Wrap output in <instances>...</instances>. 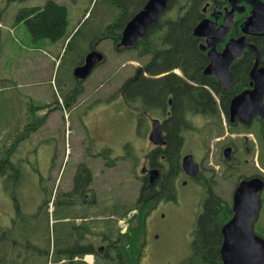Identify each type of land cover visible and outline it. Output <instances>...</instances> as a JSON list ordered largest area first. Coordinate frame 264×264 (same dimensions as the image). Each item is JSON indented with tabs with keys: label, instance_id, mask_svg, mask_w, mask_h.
Returning <instances> with one entry per match:
<instances>
[{
	"label": "rangeland",
	"instance_id": "rangeland-1",
	"mask_svg": "<svg viewBox=\"0 0 264 264\" xmlns=\"http://www.w3.org/2000/svg\"><path fill=\"white\" fill-rule=\"evenodd\" d=\"M56 1L67 7L68 32L72 36L70 44H67L69 39L64 45L62 41L50 39L33 43L23 21L17 19L21 8L43 4L45 0H0V80H3L0 84V148H6L11 137L25 132L28 124L34 126L46 115L39 127L30 129L28 135L16 143L10 156L19 171L17 179L0 176V227L7 229L14 220L15 239L27 237L43 249L48 245L47 236L53 237L59 231V221L50 222L49 226L43 218L41 222L36 221L38 211L43 210L40 209L45 195L43 188L48 189L47 192L63 189L76 164L89 161L82 153L86 143L92 150L105 146L116 156L113 168H107L102 160L92 168V183L100 190L99 200L107 203L111 197L113 203H124L126 207L133 206L139 192L140 179L136 176V169L140 167L141 155L147 147L136 114L139 107L134 103L136 110L131 109L120 94H111L107 90L116 88L134 72L135 67L147 60L148 55H140L136 48L118 51L111 37L100 40L98 48L104 52V61L84 79V90L75 94L69 105L64 99V91L71 85L67 80L72 81V67L87 50L89 42L117 18L118 25L123 24L129 13L121 15L118 6L107 0ZM134 8L135 5L129 6L130 10ZM173 13L165 10L163 15L172 16ZM86 88L88 91L85 93ZM91 131L101 143L93 138ZM187 148H191L190 143ZM122 153L129 158H122L119 155ZM258 157L263 162L262 155ZM129 159L134 162L131 164ZM232 185V179L220 181L219 191L229 201ZM13 187L14 194L11 195ZM195 190L194 183L180 185L178 201L161 203L157 212L146 219L144 242L150 255H159L154 257L155 264H163L167 257L176 259L190 253L193 235L186 231L195 224ZM50 209L47 211L51 213L54 204L51 203ZM162 212H166L164 221H161ZM107 215L99 214L89 226H99L102 232L108 231V226L103 227L104 220H108ZM49 217L52 221V214ZM115 219H112L113 231L119 227ZM255 228H264V204L254 222ZM23 254L21 245L13 252L16 257L13 264L46 262L45 258L36 257L33 252Z\"/></svg>",
	"mask_w": 264,
	"mask_h": 264
},
{
	"label": "flooded vegetation",
	"instance_id": "flooded-vegetation-1",
	"mask_svg": "<svg viewBox=\"0 0 264 264\" xmlns=\"http://www.w3.org/2000/svg\"><path fill=\"white\" fill-rule=\"evenodd\" d=\"M124 1L126 2L125 5H135L137 10H139L147 0ZM195 1H197L195 9L196 17L195 23L191 28V34L194 38H190V41L194 44V48L197 49L198 64L189 70L179 65L168 71L152 73L150 70L144 69V64L150 59V54H142L144 57L148 55L147 60L143 64L135 67L134 72L126 76L116 88L107 89L111 94H120L128 102L131 109L134 107V103H136L137 108L139 107L136 114L139 116V124L144 134L140 133L144 137L147 147L141 155V165L136 169V176L140 179V187L135 202L140 200V203H142L141 210L143 212L144 227L140 232L136 231L138 235H133V229L130 225L121 233H118L117 229L115 231L112 230L115 227L112 222V219L115 218V213H110V211L115 210L116 205L119 203H113L111 197H108L107 203L99 200L101 197L100 190L92 181L86 189L84 187L78 188L75 179H80L79 182L83 180V174H77L76 170L77 165L81 163L80 161L76 164L75 170L70 172L72 176L69 181L61 189L60 200L63 217L61 219H54L52 217V221H50H61L60 223L62 224L61 247L59 249L61 251V259L57 263L155 264L154 257L159 255H150L148 253L150 251L148 249L149 247L147 248L144 242V237L146 236V219L157 212L161 203L168 204L177 202L178 188L180 185L186 186L194 183L197 187V191L195 190L197 209H195L193 216V221L196 223L199 213L211 197L216 196L225 199L219 191L221 180H233V185L230 190L231 196H229L230 201L228 200L231 203V207L234 191L242 180L258 177L264 182V122L258 113H254L249 123H245L238 115L232 116L230 112L233 97L241 91L251 89L254 86L249 73L255 62L256 52L247 47H243L229 63L232 79L233 74H241L246 70L244 68V51L248 50L254 54L253 62L247 72L249 81L241 89H239L241 85H238L236 89L231 90V80L226 88L218 80L216 71L212 73L205 71L211 62L209 52L222 53L232 40H236L244 34L242 28L246 17L251 12V4L249 0H238L234 4L230 3L229 0ZM190 6L191 2L189 3V1L182 3L181 0H173L175 17L177 18L185 13ZM233 7L235 8L231 13L229 28L222 35L219 28L225 25L226 20H228L229 11ZM164 11L160 13L159 19L150 24L148 28L162 19ZM203 19L211 21V25H214V27L210 33L195 35L193 33L194 27ZM219 36H223V38H218ZM99 37L100 34H97L89 42L87 50H85L83 55L73 65L71 73L72 81L67 80L68 85L70 82L71 85L66 87L64 91L66 96L70 95L74 97L75 94L84 90L82 86L84 79H76L73 75V69L75 66L82 64L86 54L93 49H97L104 54L103 50L98 48L100 40L103 39ZM143 37L138 38L136 43L131 47L119 45L120 38L117 40L112 39L115 49L119 51L125 48L137 49L140 42L145 40ZM244 39L247 43L253 44L256 47L259 55L258 66L259 68L263 67L264 29L250 31L245 34ZM170 72L177 74L183 80L182 83L177 85L178 87L174 88L177 94V98L175 99L174 94L170 91L166 93L165 97L164 94L166 91H164L163 97L157 101V99L152 98L145 100L140 95H137L139 98L131 94L127 96L126 89H122L126 81L156 80ZM99 85H102V83ZM87 91L88 89L86 88L85 93ZM262 101L264 103V95ZM133 110L136 109L133 108ZM155 120H158L160 123L163 143H154L150 139V133ZM168 129H172L170 135L171 141L172 138L176 139L174 148L169 146L170 142L167 137ZM91 133L93 134V138L99 141L96 138L97 135L95 132L91 131ZM81 140L83 141V138ZM99 142L101 143V141ZM187 143L191 144V148H187ZM82 153L89 159L87 165L91 171L98 160H102L107 168H113L112 164L116 156L105 146L97 150H92L90 144L86 143ZM187 154L193 156V160L197 165L194 174L187 173L183 168L182 158ZM259 154L262 155L263 162L259 159ZM119 155L124 159L129 158L124 153ZM123 155L127 157H123ZM247 156L250 157L251 162ZM129 160L131 164L132 161L134 162L133 159ZM153 169L157 170V177L151 181L150 171ZM133 172L132 170L131 174ZM93 178L92 173V180ZM58 194L57 189L52 191L50 205L51 203L53 204V201L57 200ZM258 194L262 206L264 204V186ZM123 204L120 203V212L128 208ZM71 207L76 209H72ZM138 212L140 211L137 208L129 209V217L134 220ZM71 213L72 215H70ZM104 213L108 214V231L104 230L102 232L99 226H89V223L93 219L97 218L99 214ZM162 213L164 215H162L161 221H164L166 219V212ZM193 229L194 227L187 229L186 233L192 234ZM128 238H135L138 242H128L126 240ZM122 239H125V242H122ZM16 241L18 249L21 245H36L35 242L31 243L27 237L24 238L23 236L17 238ZM53 242L54 237H51L50 250H47L50 256L49 264H54L51 260V255L54 251ZM72 251H76L77 254L70 258ZM30 252L38 256L42 255V252L46 253V250L33 251L31 248H24V254L22 256L29 255ZM88 257H90V260H88ZM184 257L185 255H179L176 259L167 257L162 262L163 264H181Z\"/></svg>",
	"mask_w": 264,
	"mask_h": 264
},
{
	"label": "trees",
	"instance_id": "trees-1",
	"mask_svg": "<svg viewBox=\"0 0 264 264\" xmlns=\"http://www.w3.org/2000/svg\"><path fill=\"white\" fill-rule=\"evenodd\" d=\"M107 1L111 4H114L115 6H118L119 10L121 11V15L129 13L127 20L137 10L136 8L130 10L129 6L125 5L126 2L124 0ZM188 1L189 3L191 2V6L185 13L177 18L175 17V13H173L172 16L163 15L162 19L158 23L148 28L146 35L143 37L145 40L141 41L139 47L137 48L140 55L150 54V59L144 64V69H148L152 73H160L162 71H168L179 65L189 70L198 64L199 58L197 49L194 48V44L190 41V38H194V36L191 34V28L195 23V9L197 1L181 0L182 3H187ZM166 10H171L174 12L173 0L168 1V7ZM17 19L23 21L26 30L29 33L30 41L33 43H41L44 39H50L53 41H66L69 39L67 44H70V39L72 36H70L71 32H68L67 7L64 4L58 3L56 0H45V2L40 5L23 7L20 9ZM117 22L118 18L115 21L110 22L105 30L102 33H99V38L111 37L114 40L119 39L125 22L121 25H118ZM253 59L254 54L248 50H245L244 68L246 70L241 74L232 75L231 90L236 89L238 85H241L239 89L247 85L249 81L247 72L253 62ZM182 81L183 80L181 77L170 72L156 80H137L133 82L126 81V83L122 86V89H126L127 96H130L131 94L136 96V98H139L137 95H140L145 100L152 98L157 99V101L163 97L164 91H166L164 97L166 96V93L170 91L174 94L175 99L177 98V94L174 88L178 87L177 85L182 83ZM1 82H3V80H0V84ZM64 99L65 104L69 105L70 100H72L73 97L68 95L65 96ZM134 107L136 108V106ZM44 116L46 117V115ZM45 117L41 119L40 122H36L34 126H30L28 124L25 132L16 133V135L11 137V142L6 148H0V176H3L4 178L14 177V179H17L19 171L16 167V164L11 161L10 156L15 150L16 143H19L26 135H28L30 129H36L39 123L45 121ZM171 132L172 129H168L167 137L170 142L169 146L174 148L176 139L172 138L171 141ZM78 173L83 174V180L82 182H79L80 179L77 180L76 178L75 183L78 185V188L84 187L86 189L92 181V171L86 163H80L77 167V174ZM47 190L48 189L43 188L45 195L40 204V209L43 208V210L38 211L39 215L36 216V221L41 222V218H43L46 220L47 226H49L50 214H52L54 219H61L63 214L60 200L61 190L58 191L59 194L57 200L53 201L55 208L51 213L47 210L49 208V203L51 202L52 190H49V192H47ZM13 194L14 187L11 190V195ZM120 207L121 205H116V209L110 211V213H115L116 219L128 214L129 209L137 208L140 211L137 213L134 220L131 218L129 219L130 227L133 229V235H135L137 230L140 232L144 227L143 212L141 210L142 203H140V200L134 202L133 206L126 208L122 212L119 211ZM45 211L48 214L45 213ZM231 216L232 207L228 200L221 199L220 197L216 196L213 198L211 197L205 203L203 210L198 215L192 233L193 239L191 241V251L181 261V264H221L219 251L223 239L221 228ZM60 222L61 221H59V231L57 235L53 236L54 251L51 255V260L54 264H60L57 262L61 259V251H59V249L61 247L62 224ZM14 225L15 221L13 220L12 224L7 229L0 227V264H13L16 259V257L13 255V252L18 249V245L14 236ZM107 226V220H104L103 227ZM255 231L256 233L264 236V228H260L258 230L255 228ZM117 232L119 233V227L117 228ZM126 240L128 242H138V240L135 238H128ZM121 241L125 242V239H122ZM47 242L48 245L46 249H43L39 245H25L23 247L31 248L33 251L46 250V253L42 252V255H38L36 257L45 258L46 262L44 264H49L50 256L47 250L49 251L50 248V236H47ZM76 254V251H72L70 258ZM20 264L27 263L26 261H23ZM69 264L77 263L70 262Z\"/></svg>",
	"mask_w": 264,
	"mask_h": 264
},
{
	"label": "water",
	"instance_id": "water-1",
	"mask_svg": "<svg viewBox=\"0 0 264 264\" xmlns=\"http://www.w3.org/2000/svg\"><path fill=\"white\" fill-rule=\"evenodd\" d=\"M238 0H229L234 4ZM251 12L246 17L242 32L244 33L236 40H232L222 53L209 52L211 62L205 70L208 73L216 71L218 80L225 85L231 80L229 70L230 61L240 52V49L247 47L256 52V58L251 67L249 76L254 84L253 88L245 89L233 97L230 105L231 115L238 117L245 123H249L251 116L258 113L264 122V66L259 68V55L253 44L245 41V34L250 31H259L264 29V1L249 0ZM168 0H147L145 4L137 10L133 16L125 23L120 33L119 45L124 47L133 46L138 38L143 37L150 24L156 22L160 13L167 8ZM229 11L228 20L219 30L225 34L231 22V13ZM242 10V9H239ZM214 25L207 19L201 20L193 30L195 35H205L210 33ZM218 38H223L219 36ZM104 59L101 51L93 49L89 51L84 62L73 69V75L76 79H85L92 69ZM150 139L154 143H163L161 137V127L158 120L153 123L150 133ZM184 170L189 174H194L197 165L191 154L182 158ZM144 170V169H142ZM150 180L157 177V170L150 171ZM264 182L258 177L242 180L236 187L233 194L232 216L226 221L222 228V243L220 246L221 264H264V237L257 234L254 230V221L258 218L261 208L259 191L263 188Z\"/></svg>",
	"mask_w": 264,
	"mask_h": 264
},
{
	"label": "built area",
	"instance_id": "built-area-1",
	"mask_svg": "<svg viewBox=\"0 0 264 264\" xmlns=\"http://www.w3.org/2000/svg\"><path fill=\"white\" fill-rule=\"evenodd\" d=\"M119 224L122 227V230L126 229V226H127L126 219H120Z\"/></svg>",
	"mask_w": 264,
	"mask_h": 264
},
{
	"label": "crops",
	"instance_id": "crops-1",
	"mask_svg": "<svg viewBox=\"0 0 264 264\" xmlns=\"http://www.w3.org/2000/svg\"><path fill=\"white\" fill-rule=\"evenodd\" d=\"M60 41H62V40H60ZM62 42H64V41H62Z\"/></svg>",
	"mask_w": 264,
	"mask_h": 264
}]
</instances>
